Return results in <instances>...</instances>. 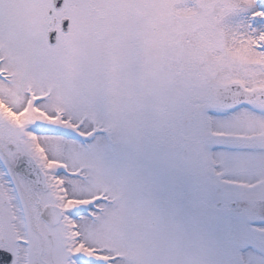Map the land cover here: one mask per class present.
<instances>
[{"label": "snow or ice", "instance_id": "1", "mask_svg": "<svg viewBox=\"0 0 264 264\" xmlns=\"http://www.w3.org/2000/svg\"><path fill=\"white\" fill-rule=\"evenodd\" d=\"M0 264H264V0H0Z\"/></svg>", "mask_w": 264, "mask_h": 264}]
</instances>
